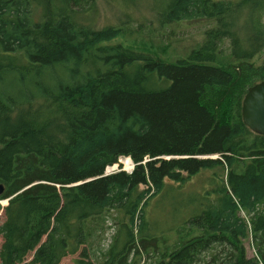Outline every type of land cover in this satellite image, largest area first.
I'll use <instances>...</instances> for the list:
<instances>
[{
	"label": "trees",
	"instance_id": "trees-1",
	"mask_svg": "<svg viewBox=\"0 0 264 264\" xmlns=\"http://www.w3.org/2000/svg\"><path fill=\"white\" fill-rule=\"evenodd\" d=\"M147 1L161 28L213 27L172 59L124 22L98 27L96 0H0V264H95L112 213L120 228L99 264H132L164 242L148 209L181 195L167 182L204 172L210 188L177 200L176 240L155 264H264V136L242 119L264 81V35L246 17L260 0ZM121 158L132 173L105 176Z\"/></svg>",
	"mask_w": 264,
	"mask_h": 264
},
{
	"label": "rangeland",
	"instance_id": "rangeland-1",
	"mask_svg": "<svg viewBox=\"0 0 264 264\" xmlns=\"http://www.w3.org/2000/svg\"><path fill=\"white\" fill-rule=\"evenodd\" d=\"M229 1L237 2L240 0ZM134 2L135 4H131L130 7H124L122 5L120 6L116 1L108 2L106 0H96L97 13L95 14L94 21L97 26L101 28L108 25L122 24L124 22L132 29L140 30L141 38L152 40L157 46H166L168 54L172 59L184 57L190 50L201 45L205 40V33L208 29L213 27V23L194 22L177 25L174 24L173 26L164 29L159 25L155 14L151 9V5H149L150 3H148L147 0H135ZM253 7L258 11L251 12V10H248L249 8H245V12L247 10L249 11V13L246 14V17L250 18V20L252 19L258 27L257 31H260L261 29V33L264 35V0H260ZM246 17L241 15L236 18L240 36H244V31L249 30L246 28ZM262 38L264 39V36ZM261 56L264 57V53ZM263 57L258 60L259 65L262 63ZM211 158L216 159L218 156H213ZM126 160L130 161L128 158H121L118 163L119 165H115L109 169L107 168L108 173L113 174L124 171V169L126 170V173H129L131 169L135 168V164L132 161L127 162ZM125 162H127V165ZM183 175L184 177L187 176L185 173ZM210 177H212V173L210 172L200 173L199 175L190 178L189 181L182 186L173 182H167L169 188L171 187L173 190H178V193L181 195L177 196V194V198L175 197L176 200H172L173 202L169 200L172 198V194L169 195L170 197L167 196L166 200H154L148 209L149 212L151 211L154 213L153 217L150 213H148V216L151 218L153 224L159 227L158 234L161 235L160 240L163 242L164 239L165 243H159L160 247L158 250L150 249L148 252H145V250L139 251L138 254L134 255L132 264H155L159 258L157 255L166 251V247H170L174 244V241L176 240L174 232L175 228L173 229L171 227L175 224V221L179 220L180 213L182 212V204L177 200H180L182 195L183 198L188 197L189 200H191L194 198L191 195L204 194L205 191L210 188ZM141 189H145V187H141ZM8 204V200H0V225H2L5 220L4 208ZM259 209L260 211H264V206ZM242 216L249 221L244 214H242ZM119 228V218L116 216V213L109 214L104 218L100 227V234L96 235L97 239L95 241L94 249L97 252L98 259H96L95 264H99V262L102 261V251L106 250L111 245ZM243 244L249 259L258 258L254 240L251 235L244 240ZM1 245L2 240L0 239V247ZM30 259L31 258L28 260L30 261ZM77 259H79V254L68 256L64 258L60 264H75ZM259 264L262 263L259 262Z\"/></svg>",
	"mask_w": 264,
	"mask_h": 264
},
{
	"label": "water",
	"instance_id": "water-1",
	"mask_svg": "<svg viewBox=\"0 0 264 264\" xmlns=\"http://www.w3.org/2000/svg\"><path fill=\"white\" fill-rule=\"evenodd\" d=\"M242 119L252 132L264 136V81L248 90L242 103ZM109 174L106 172L105 176ZM3 192L0 184V196Z\"/></svg>",
	"mask_w": 264,
	"mask_h": 264
},
{
	"label": "bare ground",
	"instance_id": "bare-ground-1",
	"mask_svg": "<svg viewBox=\"0 0 264 264\" xmlns=\"http://www.w3.org/2000/svg\"><path fill=\"white\" fill-rule=\"evenodd\" d=\"M128 159H129V158H128ZM129 160H130V159H129ZM126 161H127V160H126ZM130 161H131V160H130ZM130 161H127V162H130ZM127 162H125L126 165H127ZM109 168H110V167H109ZM109 168H108V169H109ZM108 169H107V171H106L107 173H108ZM124 170H125V169H124ZM125 171H126V170H125ZM108 174H109V173H108Z\"/></svg>",
	"mask_w": 264,
	"mask_h": 264
},
{
	"label": "built area",
	"instance_id": "built-area-1",
	"mask_svg": "<svg viewBox=\"0 0 264 264\" xmlns=\"http://www.w3.org/2000/svg\"><path fill=\"white\" fill-rule=\"evenodd\" d=\"M132 165H133V163H132ZM133 166H134V165H133ZM132 170H133V169H131V171H130V172H132ZM124 171H125V170H124Z\"/></svg>",
	"mask_w": 264,
	"mask_h": 264
}]
</instances>
